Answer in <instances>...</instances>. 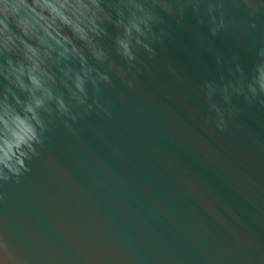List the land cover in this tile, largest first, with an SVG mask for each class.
Listing matches in <instances>:
<instances>
[{
  "label": "water",
  "instance_id": "obj_1",
  "mask_svg": "<svg viewBox=\"0 0 264 264\" xmlns=\"http://www.w3.org/2000/svg\"><path fill=\"white\" fill-rule=\"evenodd\" d=\"M17 125L0 264H264V0H0Z\"/></svg>",
  "mask_w": 264,
  "mask_h": 264
},
{
  "label": "clouds",
  "instance_id": "obj_2",
  "mask_svg": "<svg viewBox=\"0 0 264 264\" xmlns=\"http://www.w3.org/2000/svg\"><path fill=\"white\" fill-rule=\"evenodd\" d=\"M217 128L223 130V127L217 126ZM31 139V129L28 128V132H24L21 127L17 125L14 129L10 130L9 138L0 141V179L5 181L8 180L9 173L14 176L21 175L22 167L23 171H28V169L23 166L22 161L17 157V152L15 150L19 149ZM24 155L23 152L19 153L20 157ZM0 253L3 254L6 260L11 258L8 252V246L2 239H0Z\"/></svg>",
  "mask_w": 264,
  "mask_h": 264
}]
</instances>
